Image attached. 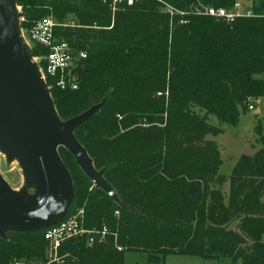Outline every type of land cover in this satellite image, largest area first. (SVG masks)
Masks as SVG:
<instances>
[{
    "label": "trees",
    "instance_id": "trees-1",
    "mask_svg": "<svg viewBox=\"0 0 264 264\" xmlns=\"http://www.w3.org/2000/svg\"><path fill=\"white\" fill-rule=\"evenodd\" d=\"M163 1L177 13L163 11L158 0L121 2L115 9L111 0H17L25 33L51 16L56 37L75 52L76 89H62L54 76L45 79L60 117L106 99L75 135L95 167L106 169L121 204L60 147L75 186L69 213L83 208L84 227L106 226V238L95 244L85 235L68 239L57 261L48 256L43 230L12 232L0 237V264H125L128 252L145 253L149 264L164 263L168 254L264 264V135L257 127L261 147L242 154L230 176L219 173V146L207 138L222 132L208 122L210 114L237 125L250 101L264 97V0L231 22L194 8L202 3L230 11L240 0ZM31 46L35 57L49 52ZM38 62L44 68L45 61ZM114 146L117 151L106 152Z\"/></svg>",
    "mask_w": 264,
    "mask_h": 264
},
{
    "label": "water",
    "instance_id": "water-1",
    "mask_svg": "<svg viewBox=\"0 0 264 264\" xmlns=\"http://www.w3.org/2000/svg\"><path fill=\"white\" fill-rule=\"evenodd\" d=\"M17 0H0V152L5 163L21 169L23 184L14 188L0 172V237L44 230L72 208L75 186L62 159L64 147L85 175L114 202L121 198L97 169L75 131L98 113L106 99L62 119L41 67L32 54Z\"/></svg>",
    "mask_w": 264,
    "mask_h": 264
},
{
    "label": "built area",
    "instance_id": "built-area-1",
    "mask_svg": "<svg viewBox=\"0 0 264 264\" xmlns=\"http://www.w3.org/2000/svg\"><path fill=\"white\" fill-rule=\"evenodd\" d=\"M107 1V0H104ZM138 0H111L113 9L116 8L121 2L127 5H132ZM165 6L166 12L170 15H174L177 10L170 6L163 0H158ZM194 11L200 15L211 16L216 19H222L227 22L233 21L236 17L249 16L252 14L251 9H243L240 2H237L233 10H226L222 7H214L199 3ZM184 14V12H182ZM68 23H63L67 25ZM57 23L51 16H46L39 19L35 25L27 32L23 30V34L26 40L32 44H38L43 47L49 48V52L46 55H41L34 58L39 61L43 59L45 61L44 68H41L43 77L46 76L57 77V85L62 89H76L78 87L77 82L72 79L70 68L74 61V50L71 45L65 40H59L55 34V26ZM81 57H86V53L81 51L79 53ZM39 63V62H38ZM41 67V66H40ZM249 109H253L250 105ZM5 162L3 154L0 152V165ZM1 172V170H0ZM44 237L48 242L49 257L51 260H59L58 250L60 246L68 239L85 235L88 237L89 244L101 243L106 238L108 228L104 226L101 230H90L84 227V209L80 208L72 213H67L61 220L55 224L48 226L44 230ZM119 249H122L119 247ZM16 264H31L30 262L17 261Z\"/></svg>",
    "mask_w": 264,
    "mask_h": 264
},
{
    "label": "rangeland",
    "instance_id": "rangeland-1",
    "mask_svg": "<svg viewBox=\"0 0 264 264\" xmlns=\"http://www.w3.org/2000/svg\"><path fill=\"white\" fill-rule=\"evenodd\" d=\"M243 9H250L254 3L258 4V0H240ZM22 11V7L19 6ZM166 12L165 8H162ZM23 12V11H22ZM183 12V11H182ZM176 13V12H175ZM184 20V19H182ZM181 20V21H182ZM180 21V22H181ZM72 75V74H71ZM72 79L77 82V79L72 75ZM261 77V76H260ZM264 77V73L262 74ZM57 84V82H56ZM58 86V85H57ZM160 94V93H159ZM253 109H247L245 113H242L237 125H230L225 122H221L216 115L210 114L208 116V122L212 125L220 127L222 132L218 135H208L207 138L214 140L220 149L222 163L219 167V173L230 176L233 168L242 154L253 155L262 145L261 136L257 132L256 128H260L261 135H264V97L254 98L250 101ZM117 151L116 146L106 148V152L112 153ZM0 170L5 179L14 188H20L23 184V178L21 169L16 162L7 165L4 160L0 165ZM230 182H226L222 191L226 198L229 194ZM264 199V197H263ZM237 221H234L231 228H235ZM261 241L264 242V233L261 235ZM49 256V251H48ZM50 258V257H49ZM18 261V260H17ZM16 261V262H17ZM25 262L26 260H19ZM16 262H14L16 264ZM34 264L33 262H30ZM125 264H149L147 255L140 252H128L125 255ZM161 264H233L227 260V258L204 259L201 256L184 255V254H168L165 256L164 263ZM235 264H242L241 260H238Z\"/></svg>",
    "mask_w": 264,
    "mask_h": 264
},
{
    "label": "crops",
    "instance_id": "crops-1",
    "mask_svg": "<svg viewBox=\"0 0 264 264\" xmlns=\"http://www.w3.org/2000/svg\"><path fill=\"white\" fill-rule=\"evenodd\" d=\"M260 77V76H259ZM261 77H262V75H261Z\"/></svg>",
    "mask_w": 264,
    "mask_h": 264
}]
</instances>
